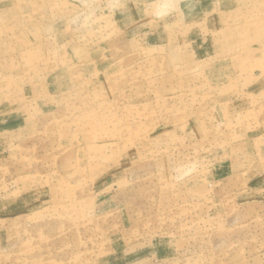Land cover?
Here are the masks:
<instances>
[{
    "label": "rangeland",
    "instance_id": "374dc122",
    "mask_svg": "<svg viewBox=\"0 0 264 264\" xmlns=\"http://www.w3.org/2000/svg\"><path fill=\"white\" fill-rule=\"evenodd\" d=\"M0 264H264V0H0Z\"/></svg>",
    "mask_w": 264,
    "mask_h": 264
}]
</instances>
